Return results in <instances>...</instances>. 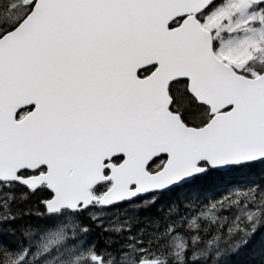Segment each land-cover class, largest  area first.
I'll use <instances>...</instances> for the list:
<instances>
[{"label":"snow or ice","instance_id":"snow-or-ice-1","mask_svg":"<svg viewBox=\"0 0 264 264\" xmlns=\"http://www.w3.org/2000/svg\"><path fill=\"white\" fill-rule=\"evenodd\" d=\"M0 264H264V0H0Z\"/></svg>","mask_w":264,"mask_h":264}]
</instances>
